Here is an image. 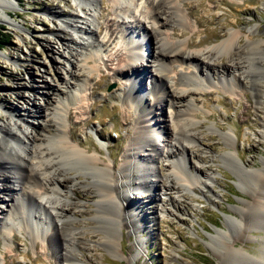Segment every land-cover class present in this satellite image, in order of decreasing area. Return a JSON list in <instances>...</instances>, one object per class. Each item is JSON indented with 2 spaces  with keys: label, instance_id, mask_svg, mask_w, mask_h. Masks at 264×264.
<instances>
[{
  "label": "bare ground",
  "instance_id": "obj_1",
  "mask_svg": "<svg viewBox=\"0 0 264 264\" xmlns=\"http://www.w3.org/2000/svg\"><path fill=\"white\" fill-rule=\"evenodd\" d=\"M74 1L78 15L65 11H51V14L67 19L65 26L57 30L65 34L71 58L74 51L81 56L77 62L69 60L67 71L75 82L65 81L64 90L48 89L45 105L37 103L35 94L27 100L34 115L39 117L35 118L36 124L35 120L20 118L0 106V201L7 208L0 206V237L8 241L19 228L32 237L33 243L37 239L44 241L45 249L51 250L59 264H94L84 254L92 248L88 244L90 237L98 238L92 246L118 255L123 226L140 231L137 222L143 218L138 214L141 200L136 201L132 196L141 189L153 190L152 172L155 177L160 176L157 156L160 147L154 132L166 135V121L175 126L171 134L177 142L167 153L174 152L176 146L181 153L170 165L177 181L172 188L192 194H197V189L213 192L211 184L216 178L203 177L200 169L189 170L186 165L190 150L187 144L196 143L198 138V106L193 97L202 90L232 91L242 87L253 92L257 110L264 113V37H261V24L256 23L245 34V43L243 31L233 28L214 45L192 51L191 47L200 43L188 37H176L179 26L182 36L187 30L194 31L184 10L185 0H145L146 9L141 10L132 31L125 30V39H130L128 45L113 58L118 65L112 70L114 77L126 81L120 91V101L132 118V134L121 162L113 159L107 163L100 158L98 150L91 153L83 148L76 133L67 130L68 120L82 111V104L76 106V102L82 99L87 84L78 78L75 68L92 74L98 71V61L105 60L98 37V30L103 29L99 22L100 0ZM0 3L1 16L8 15L6 9H15L11 0H0ZM108 3L111 7L108 13L115 14V18H110L104 26V38L112 42L118 37L117 28L113 27L126 23V13L135 5V0H109ZM75 16H79L81 23L74 20ZM67 28L77 32L78 39ZM152 37L156 38L153 45L156 56L146 60L147 67L140 68L137 61L145 59L144 51ZM146 78L150 81L147 88ZM8 97L6 94L5 98ZM183 99L188 102V108L183 113L175 111V103ZM165 101L169 109L166 115L160 108ZM262 120L260 139H264V116ZM86 122H77L75 128L78 123ZM223 134L227 150L222 159L232 166L239 184L249 189V193L233 209L234 217L227 218L225 229L220 227L222 231H216L211 241L217 255L228 264H264V162L258 168L246 165L235 156L237 146L232 134ZM80 191L92 197V205L76 199ZM153 199V195L147 198ZM249 233L262 238L256 252L246 247V242L251 240ZM0 264L4 263L0 261Z\"/></svg>",
  "mask_w": 264,
  "mask_h": 264
},
{
  "label": "rangeland",
  "instance_id": "obj_2",
  "mask_svg": "<svg viewBox=\"0 0 264 264\" xmlns=\"http://www.w3.org/2000/svg\"><path fill=\"white\" fill-rule=\"evenodd\" d=\"M11 1L15 4L14 11L6 9L8 15H0L1 31L11 36L9 43L0 49V106L4 111L11 110L20 118L34 121L39 117L34 115L27 100L35 97V94L37 103L45 105L47 102L44 95L48 89L64 90L65 81L74 83L75 79L73 80L67 71L69 60L77 62L81 59L79 54H75L76 51L74 58H71L69 48H66V36L57 30L59 26H65L64 21L67 19L55 16L51 11H65L74 15H78L79 11L74 0ZM217 1H184L185 13L189 16L194 31L187 30V34L182 36V27L179 26L181 29L177 27L176 37H188L200 43L191 47L192 51L214 45L233 28L243 31L245 43V34L256 23L261 24V37H264V0ZM108 2L109 0H100L99 22L103 29L98 30L105 60L98 61V71L92 74L75 68V72L80 76L78 78L87 81V84L81 94L82 99L79 103L76 102V106L82 104V111L75 113L74 117L68 120L67 130L76 133L83 148H88L91 153L98 150L101 153L100 158L111 163L113 159L121 162L132 134V118L120 101V91L124 89L126 81L114 77L112 70L118 65L113 58L121 54L128 45L130 39H125V30L127 28L132 31L134 21L138 19L141 10L146 9L147 4L145 0H135V5L126 13V23L113 27L117 28L118 37L108 42L104 38V26H107L110 18H115V14L108 13L111 8ZM74 20L81 23L79 16H75ZM197 21L202 24L199 25ZM67 29L78 39L77 32ZM134 36L136 37L137 33ZM149 38L148 36V40ZM155 43L156 38L152 37V42H149V47L144 51L145 59L137 61L140 68L147 67L144 64L149 62L146 60L151 61L156 56L153 48ZM145 81L144 86L147 88L150 81L148 78ZM94 86L99 88L94 89ZM20 93L22 95H19ZM6 94L9 95L8 99L5 98ZM193 99L198 106V138L196 143L187 144L190 150L186 156V165L189 170L200 169L203 177L214 176L216 182L211 184L213 192L197 189V194H192L172 188V184L177 181L170 165L181 157V153L177 150L178 146L174 152L167 153L177 142L171 134L175 126L166 121V135L158 130L154 132V139L158 140L160 147V153L157 155L160 158V176L155 177L152 172L153 190L141 189L142 191H135L132 196L136 201L141 200L138 204V214H142L143 218L137 222L140 231L128 225L123 226L118 255L105 248L92 246L98 238L90 237L88 244L92 248L90 251H84V254L94 264H228L217 255L211 238L216 231H222L220 227L225 229L227 218L234 217L233 209L245 200L249 189L239 184L235 170L225 158L222 159L227 150V140L223 133L232 134L237 146L236 157L244 160L249 167H262L264 139H260L258 133L263 131L261 125L264 113L257 110L253 92L242 87H236L232 91L202 90ZM73 107L74 105L71 110L74 112ZM161 107L166 115L169 110L166 108L167 101L163 102ZM187 108L188 102L184 99L174 105V110L180 113L185 112ZM86 120L88 122L78 123V128H75L77 122ZM36 122L37 120L35 124ZM149 195H153L154 199L147 200ZM78 196V201L92 205V197L87 196L84 191L78 192ZM195 196L197 198H194ZM0 206L5 208L4 210L7 209L1 201ZM228 225L235 232L233 224ZM262 233L258 232L260 235ZM249 234L251 240L246 242V247L248 245L247 249L256 252L261 247L262 238L254 236V233ZM45 246L44 241L40 239L33 243L28 233L16 228L8 241L0 237V261L4 264H59L51 250L45 249Z\"/></svg>",
  "mask_w": 264,
  "mask_h": 264
},
{
  "label": "trees",
  "instance_id": "obj_3",
  "mask_svg": "<svg viewBox=\"0 0 264 264\" xmlns=\"http://www.w3.org/2000/svg\"><path fill=\"white\" fill-rule=\"evenodd\" d=\"M2 28V27H0ZM11 36L8 34H5L1 31L0 29V49L2 48V46H4L5 44H8L10 41Z\"/></svg>",
  "mask_w": 264,
  "mask_h": 264
}]
</instances>
